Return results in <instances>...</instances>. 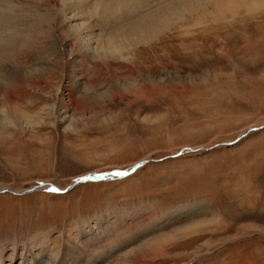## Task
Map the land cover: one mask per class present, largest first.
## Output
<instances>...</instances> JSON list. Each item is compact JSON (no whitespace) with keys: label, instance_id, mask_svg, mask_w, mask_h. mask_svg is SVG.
I'll return each mask as SVG.
<instances>
[{"label":"rangeland","instance_id":"obj_1","mask_svg":"<svg viewBox=\"0 0 264 264\" xmlns=\"http://www.w3.org/2000/svg\"><path fill=\"white\" fill-rule=\"evenodd\" d=\"M74 1L10 0L48 21L9 65L49 70L0 90V264H264V0H124L108 23Z\"/></svg>","mask_w":264,"mask_h":264},{"label":"bare ground","instance_id":"obj_2","mask_svg":"<svg viewBox=\"0 0 264 264\" xmlns=\"http://www.w3.org/2000/svg\"><path fill=\"white\" fill-rule=\"evenodd\" d=\"M133 1H134L135 4H138V3H140L141 0H133ZM6 2H8V3L7 4L0 3V90H2V89L5 88L4 85H8L6 83H10V84L13 83L12 82L13 79L14 80L15 79L16 80L17 79H21L19 81H25V82L33 81L36 84H39V80H40L41 76L43 75V73L45 74L49 70V67L44 65L43 67L42 66L39 67V69H37V70H34V71L33 70L32 71L30 70V71H28V70H22V68L19 69L20 67H15L16 65L15 66L14 65H11L10 66L9 64L12 63L11 60H10L11 59V56H12V52L9 51V46L12 47V46L15 45V46H18V47H23V44H26L25 42L27 40L29 41V40H31L34 37L39 38L42 35V34H40L39 27L41 25H44L48 20L45 22L43 20L42 16H41V13H39V12H36V13L33 12L34 14H32V11H34V10L30 9L29 7H27L29 9L26 12H31V15L24 12L25 15H27V17L24 20H22L20 18V14L22 13V10H24V9H22V8L21 9H18L16 7L17 4L16 5L15 4H11L10 3V0H8ZM92 2H93V4H92L93 10L90 12V16L92 17V19H94L93 14L99 13L103 17L104 23H108L109 22L110 15L115 11V9H119L120 10L124 6V4H123L124 0H122V1L121 0H92ZM126 6L127 7H130L131 6L133 8V3L130 2L129 4H126ZM70 8L77 9V11H78L77 12V15H75L73 17V19L76 18L79 14L83 18L86 17L83 14V11L81 9H79V0L74 1ZM135 8L137 9L136 6H135ZM167 8H169V7H167ZM67 9H69V8L67 7ZM163 10H166V9H163ZM162 11L161 12L157 11L156 13L152 14L143 24H141V28H148V27H153V29L158 28L160 26V24L162 22H164L162 20L168 18L167 14L162 13ZM3 13H6V15H4ZM81 14H83V15H81ZM33 15H36L37 17L36 16H33ZM130 15H131V12H130ZM2 16H4L5 20H6V17H8V16L11 17V19H13V22L14 23L5 22V20L2 21ZM85 19H87V17ZM1 23H3V25H1ZM83 23H85V22H83ZM77 28H79L77 30L78 33H81V32L89 33L90 31H93L92 29H95L94 26L92 24H89V23L87 25L82 24L81 27L79 26ZM18 29H20V30L17 31ZM130 30H131V33L129 32V34H135L138 29L132 30V28H125L123 30H120V31H117V32H113L112 33V37H110V36L108 38L107 37H103V39H100L102 37V35H100L101 37H99V39L97 41V46L99 47L98 55L99 56H102V57H104V59L108 60V58H110L109 53L113 50V49H110V48L113 46L114 41H115V44H117L118 46H120V44L124 43L127 40V38H128V36L121 35V34L124 33L125 31H130ZM73 34H74V32H73ZM140 34H142V33H140ZM113 36H116V37H113ZM67 37L69 38L70 36H67ZM36 38H34L32 41L36 40ZM122 38L124 40L119 41ZM117 41H119L121 43L118 44L119 42L117 43ZM58 43L60 45L59 48H61L60 54H62V53H64L63 52L64 51L63 47H66V46H65V44H62L59 41H58ZM125 43H129V42H125ZM85 51L86 50L84 49V52L83 53H85ZM94 52H95V50H94ZM96 52H97V50H96ZM84 56H85V54H84ZM68 66H70L69 71H68V74L70 73V76L72 77L73 74H74V68H73L74 65L72 63H70ZM1 76H2V78H1ZM12 76H13V78H11ZM66 76H67V74H66ZM73 79H74V82L72 81L73 82V86H72L73 88L72 89H76L77 83L75 81V77ZM85 95H87V94H85ZM3 99H5L4 96H3ZM5 104H6V102H5ZM118 174H120L119 177L125 176L121 172L118 173ZM118 174H116V175H118ZM113 175H115V174H113ZM121 175H123V176H121ZM109 179L113 180L112 178H109ZM109 179L108 178H105V180H109ZM53 188L56 189L55 187H53ZM34 189L35 188H33L32 190H34ZM187 228L188 227H185L184 229L182 228L181 230H178L177 232L183 234V233L186 232L185 229H187ZM170 235H167V238H168L167 241H169V240L172 241L173 240L174 235L172 236V238H171ZM159 240L160 239L150 240L143 247H138L137 249H134L133 250L134 252L133 251H129L128 253H132L133 252V254L136 256L137 254H135V252L141 251L142 249H148V248L152 252L153 251H157L158 250L157 248H160L159 246L161 245V241H159ZM43 243L45 244L44 241H40V245L41 246H43L42 245ZM164 243L165 242H163V244ZM43 248L45 249L46 247L43 246ZM40 250H43V249H40ZM72 250H74V249H72ZM2 252H3V250H0V258H1ZM48 252H49V250H48ZM49 254H50V252H49ZM68 255H71L74 259H77V256H78L77 252L69 253ZM68 255H66V256H68ZM27 256H29V255H27ZM31 256H33V255H31ZM56 257H58V256H56ZM41 258L42 257H39V260ZM97 258H98V256H97ZM90 259L92 260V258H90ZM34 260H37V257ZM80 261H84V260L78 258L77 261L75 263H73V264H83V263H79ZM37 262L38 261H36V263ZM68 262H69V260L65 263L64 262V258H63V259H61V262L55 260L54 263H52V264H67ZM93 263L94 262L92 261V264ZM68 264H70V263H68ZM84 264H87V263L85 262ZM88 264H90V263H88Z\"/></svg>","mask_w":264,"mask_h":264},{"label":"water","instance_id":"obj_3","mask_svg":"<svg viewBox=\"0 0 264 264\" xmlns=\"http://www.w3.org/2000/svg\"><path fill=\"white\" fill-rule=\"evenodd\" d=\"M254 128H256V127L252 126L250 128L245 129L240 135H238V137L242 136L243 133H245V132H247L249 130H252ZM185 149H189V148L186 147ZM136 165L137 164H134L132 166V168H134ZM120 172L123 175H126V174H128L129 171H124V170L118 169V170L108 171V172H104V173H97V175H89V176L87 175V176H84L82 179H79V180L75 181L74 183L76 184V183H79V182H83L85 180H99V179H105V178H118L120 176V174H118V173H120ZM112 173L115 174V176L111 175ZM116 174H118V175H116ZM123 175H121V176H123ZM32 188H33V186H31L30 188H27L24 192L31 191ZM1 190L6 191L4 189H1ZM21 193H22V191H21Z\"/></svg>","mask_w":264,"mask_h":264}]
</instances>
